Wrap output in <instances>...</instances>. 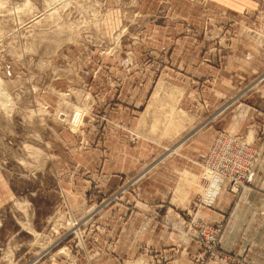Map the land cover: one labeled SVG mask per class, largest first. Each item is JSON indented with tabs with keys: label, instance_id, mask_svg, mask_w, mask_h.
Segmentation results:
<instances>
[{
	"label": "rangeland",
	"instance_id": "rangeland-1",
	"mask_svg": "<svg viewBox=\"0 0 264 264\" xmlns=\"http://www.w3.org/2000/svg\"><path fill=\"white\" fill-rule=\"evenodd\" d=\"M235 2L247 3L248 14ZM230 37H248L260 50L252 58V79L223 97L218 113L166 143L170 94L187 91L188 109L195 111L213 85L229 84L218 52L228 49ZM186 49L189 73L172 67L180 56L170 58L171 51L185 56ZM261 49L264 0H0V172L13 193L0 203V264L93 262L108 239L116 240L124 208L154 209L151 219L161 220L166 204L140 192V183L264 84V73L256 72L264 67ZM160 84L178 89L164 88L160 98L168 96L160 101L154 94ZM117 105L134 110L135 121L126 109L123 124L115 126ZM219 134L227 135L217 131L213 145ZM110 146L125 148L122 156L132 166L118 168L117 154L107 162ZM120 178L108 190V180ZM200 179L191 184L195 192ZM202 199L198 195L194 203ZM190 215L185 213L187 231L202 223ZM193 239L206 263L214 261L202 238Z\"/></svg>",
	"mask_w": 264,
	"mask_h": 264
},
{
	"label": "crops",
	"instance_id": "crops-1",
	"mask_svg": "<svg viewBox=\"0 0 264 264\" xmlns=\"http://www.w3.org/2000/svg\"><path fill=\"white\" fill-rule=\"evenodd\" d=\"M235 3L239 7L244 4L246 8L244 13L248 14L247 3ZM230 38L228 49H220L218 52L220 66L226 67L231 76L229 84L227 86L220 85L217 88L216 85H213L214 91L207 92L202 96L198 104L199 109L195 111L188 109L189 99H192V95L187 91L180 93L177 87L170 84H160L155 88L154 94L158 98L162 95L164 88L171 91L177 90L176 93L169 95L173 104H167L166 107V114L169 116V124L164 135L166 143L175 141L197 121L201 123L206 121L209 115L218 113L225 105L221 104L224 100L223 97L231 96L233 91L252 79L254 72L251 69L252 58L257 56L254 52L259 53L260 50L257 51L258 47L248 37ZM254 47L256 48L253 49ZM188 49L186 52L182 51L186 54L185 56L176 55L174 52L176 49L170 52V58L180 56V62L173 61L172 67L179 65L181 71L189 73L193 62L189 61L188 56L191 50ZM262 50L264 51V49ZM208 54L209 52L205 51L203 57L211 59ZM262 55L264 57V53ZM215 60L216 57L212 58L209 64L215 66ZM201 66L204 67L205 64L198 65V72ZM257 71H261L263 74L264 67ZM226 89L229 92H225ZM163 98H160V101ZM240 100L239 103L230 107L229 113L221 117L217 124L195 135L189 143L179 147L178 154L171 155L172 157L166 159L161 163L162 165L154 166L153 173L143 183H140V192L149 195L150 199L154 197L155 200L166 204L162 215L158 216L162 219H151L154 209L149 208V213H147L124 208L122 215L126 217L123 223H119L117 226L116 240L108 239L101 247L103 249L102 256L93 262L84 259L85 264H125L129 260H139L143 257L147 260V264H225L223 258L226 257H238L249 264H264V84L253 94ZM126 109L119 105L113 107L112 110L115 114L111 116V121L115 126L123 124L122 116ZM128 111L131 113H129V118L134 122L138 115L134 110L129 109ZM205 116L207 117L204 118ZM216 130L227 135H239L245 140L248 139V143L256 151L257 159L253 181L245 186L238 195L228 192L227 181L217 179L207 186H203L200 182L201 188L196 192L192 190L191 184L194 182V178L202 172L199 164L210 151L215 140ZM118 133L120 134V131ZM119 143L121 142L118 141L116 144L119 145ZM127 144L130 143L127 142ZM114 148L112 149L110 146V149L106 150L107 162L115 160L113 154H117L121 160L118 161L120 163L117 165L118 168L132 166L131 163H127V157L122 156L126 149L120 147L115 150ZM108 182H112L109 185L110 188L107 187L110 190L114 187L113 185H120L122 179L120 178L118 181L110 179ZM0 185L8 191V198L6 194L3 195L4 197L0 195V203L10 202L13 193L9 186L7 188V183L3 180L1 172ZM178 187L181 190L180 194L186 198L184 202L180 201L176 193ZM198 195H203L202 203L199 205L194 203V199ZM194 207H196L195 210ZM194 211L195 214H193ZM186 212L191 213L190 217L193 216L194 221L208 223L220 230L218 252L220 259L208 260L210 262L206 263V258L201 257L197 252L198 244L192 238L193 234L187 231Z\"/></svg>",
	"mask_w": 264,
	"mask_h": 264
},
{
	"label": "built area",
	"instance_id": "built-area-1",
	"mask_svg": "<svg viewBox=\"0 0 264 264\" xmlns=\"http://www.w3.org/2000/svg\"><path fill=\"white\" fill-rule=\"evenodd\" d=\"M236 137L219 134L215 144L203 160V165L201 164L202 170L207 172L212 178V182L216 179L227 181L228 192L232 195H238L245 186L253 181L254 166L257 159L256 151L252 149L250 144ZM208 175L202 176L200 179L203 185H209ZM189 233L193 234V238L199 239L201 237L204 241V250L214 260L220 259L216 253V237L220 234L218 228L208 223H201L200 226H195L193 231L189 229ZM223 259L225 264H249L244 259L231 257Z\"/></svg>",
	"mask_w": 264,
	"mask_h": 264
},
{
	"label": "bare ground",
	"instance_id": "bare-ground-1",
	"mask_svg": "<svg viewBox=\"0 0 264 264\" xmlns=\"http://www.w3.org/2000/svg\"><path fill=\"white\" fill-rule=\"evenodd\" d=\"M245 141H246L247 143L249 142V140H248V139H246ZM208 153H209V152H208ZM207 155H208V154H207ZM206 157H207V156H206ZM205 175H208V174H207V172H206V171H204V170H203V171H202V173H201V178H202V176H205ZM208 177H209V180H210V183H211V182H212V178H210V176H209V175H208ZM210 183H209V184H210Z\"/></svg>",
	"mask_w": 264,
	"mask_h": 264
}]
</instances>
